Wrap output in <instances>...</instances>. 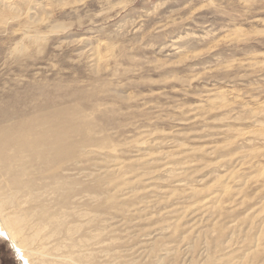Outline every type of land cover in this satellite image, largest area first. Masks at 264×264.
<instances>
[{
  "label": "rangeland",
  "instance_id": "374dc122",
  "mask_svg": "<svg viewBox=\"0 0 264 264\" xmlns=\"http://www.w3.org/2000/svg\"><path fill=\"white\" fill-rule=\"evenodd\" d=\"M0 148L45 264H264V0H0Z\"/></svg>",
  "mask_w": 264,
  "mask_h": 264
},
{
  "label": "bare ground",
  "instance_id": "6f19581e",
  "mask_svg": "<svg viewBox=\"0 0 264 264\" xmlns=\"http://www.w3.org/2000/svg\"><path fill=\"white\" fill-rule=\"evenodd\" d=\"M48 133V132H47ZM56 136V135H55ZM3 137H5V135L3 136ZM6 141H10V139L9 138H5V139H3V142H6ZM1 149V153H0V160L2 159V161H3V164L4 165H8V157L4 154V152L2 151L3 149L2 148H0ZM9 171V170H8ZM14 180V179H13ZM13 184L14 185H16V181L14 180L13 181ZM1 201H0V209H1ZM19 220V219H18ZM18 220H13V219H11V218H7V217H3L2 219L0 218V236H3V237H6V238H8V240L10 241V243H11V245H12V247H13V249H14V251L16 252V254H17V256L23 261V264L25 263V264H28V260H29V258L31 257V258H33V259H35V258H37V259H39V260H41L40 262V264H45L44 263V259L47 257V253H45V252H40V251H35V250H25V248L21 245L22 243H24V240L22 241H18V240H20V237H21V235H22V230H21V228H19L18 227V225H20L19 224V222H18ZM21 222V221H20ZM23 222H25V221H23ZM52 222V221H51ZM23 224H25V223H23ZM58 227V226H57ZM22 228H23V226H22ZM57 229H59V228H57ZM39 230V229H38ZM35 231V230H34ZM42 232V230L40 231V233ZM42 234V233H41ZM38 235H39V233H38ZM25 237V236H24ZM24 237H23V239H24ZM29 237V236H28ZM22 238V237H21ZM32 238L33 237H31V239H27L26 240V238H25V241H26V243H28V241H30V240H32ZM35 238H37L36 236L34 237V239ZM38 239V238H37ZM40 240V239H39ZM43 240H45V239H43ZM42 240V241H43ZM35 241H37V240H35ZM39 242H41V241H39ZM44 242V241H43ZM33 243V242H32ZM36 243H38V242H36ZM35 243V244H36ZM25 244V243H24ZM32 245V244H31ZM43 245H44V243H43ZM32 247V246H31ZM33 247H34V243H33ZM36 247V246H35ZM42 247V246H41ZM44 247V246H43ZM28 248V247H27ZM30 248V247H29ZM37 248V247H36ZM46 248H47V246H46ZM45 248V249H46ZM26 251V252H25ZM50 255V254H49ZM48 258H49V256H48ZM32 262H34L33 260H32ZM32 264H34V263H32Z\"/></svg>",
  "mask_w": 264,
  "mask_h": 264
}]
</instances>
